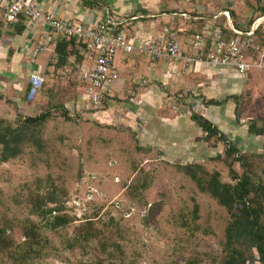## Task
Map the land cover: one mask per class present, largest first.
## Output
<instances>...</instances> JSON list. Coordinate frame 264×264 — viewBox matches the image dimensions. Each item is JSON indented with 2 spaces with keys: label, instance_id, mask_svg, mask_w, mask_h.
Masks as SVG:
<instances>
[{
  "label": "rangeland",
  "instance_id": "1",
  "mask_svg": "<svg viewBox=\"0 0 264 264\" xmlns=\"http://www.w3.org/2000/svg\"><path fill=\"white\" fill-rule=\"evenodd\" d=\"M140 1L107 2L124 12ZM181 5L186 17L181 32L174 30L182 38L198 25L192 12L215 13L221 21L228 9L239 27L260 17L264 30V0ZM10 29L0 22V96L6 100H0V119L14 125L59 107L68 115H48L36 129L35 144L0 162V264H220L229 213L201 182L216 172L220 182L233 184V176L245 173L263 187L264 202V133L247 131L250 122L264 119V68L240 77L194 63L181 71L176 61L129 54L119 90L97 111H82L75 109L83 90L73 58L58 70L51 67L38 94L26 99L27 73L14 75L7 64ZM14 108L20 112L13 118ZM192 113L225 140L216 133L206 137L190 120ZM228 143L238 158L226 155ZM190 171L202 178L199 185ZM49 207L59 211L44 214ZM55 214L67 222L51 228ZM87 220L93 236L67 248L66 240ZM248 253L246 264H260L253 249Z\"/></svg>",
  "mask_w": 264,
  "mask_h": 264
},
{
  "label": "built area",
  "instance_id": "2",
  "mask_svg": "<svg viewBox=\"0 0 264 264\" xmlns=\"http://www.w3.org/2000/svg\"><path fill=\"white\" fill-rule=\"evenodd\" d=\"M222 13L234 35L224 38L218 28L199 30L191 33L183 49L175 31L167 27H163L161 34L150 40L135 43L129 39L125 32L126 25L141 16L139 14L120 15L104 6L97 21L84 24L43 10L36 0H0L1 21L13 24L22 20L36 30L37 38L30 53L32 60L48 47L53 49L58 39L72 40L80 54L75 77L83 90L80 106L77 107L93 112L102 106V100L112 96L111 90L118 81L117 54H133L152 61H176L181 71L188 69L192 63L202 64L232 71L239 77L254 69L264 68V44L253 39V30L259 24L260 17L253 20L247 30L240 31L232 27L227 10ZM179 15L186 17L184 12ZM43 82L41 74H28L27 100L38 94Z\"/></svg>",
  "mask_w": 264,
  "mask_h": 264
},
{
  "label": "trees",
  "instance_id": "3",
  "mask_svg": "<svg viewBox=\"0 0 264 264\" xmlns=\"http://www.w3.org/2000/svg\"><path fill=\"white\" fill-rule=\"evenodd\" d=\"M228 12L232 27L245 31L249 28L239 27L234 23L231 16H234L231 11ZM231 13V14H230ZM214 14L209 15L210 17ZM192 16H203L202 14H194ZM223 18V19H222ZM221 21H217V16L213 19H196L197 23L201 25L203 22H209L212 28H218L224 38H228L234 33L228 26L226 18L223 16ZM254 20V19H253ZM262 23H259L253 30V39L259 44H264V30L261 29ZM21 26H18L16 31L20 32ZM171 29V28H169ZM191 32H194L192 29ZM55 67H60L67 63L69 55L73 54L74 64L80 62V54L76 51V47L72 40H65L60 38L56 41L54 46ZM105 101V100H104ZM102 100V104L104 103ZM47 111L39 112L33 116L22 117L21 120H16L14 125L0 119V162L7 161L8 159L17 157L23 146L26 143L35 144L37 141L36 129L45 120L48 115L67 116L62 107L58 109L48 108ZM17 115V113H16ZM204 133L206 137L212 134H217L222 140H225L223 134L219 132L209 121H206L201 115L192 113L189 116ZM247 131L254 134L264 133V119L261 120L259 125L250 122L247 125ZM234 146L231 143L226 144V155L232 158ZM191 178L199 185L202 178L196 175L193 171L189 172ZM234 183L228 184L220 182L217 179V173L212 172L207 177L203 178V189L216 198L217 202L224 206L229 213V220L223 230L222 241V257L220 264H246L248 252L251 249L256 254V261L264 264V225L262 224L261 217H264V202H262L263 187L252 183L249 176L245 173L239 176H233ZM49 201L53 202L51 199ZM59 211V207H49L45 209L44 214ZM67 220L63 215H53L49 221L51 228L57 225H63ZM80 229L76 231L71 238L66 240V247L72 248L73 246H81L83 242L88 241L95 231L92 223L89 220L80 225ZM85 264H103L102 260L87 261Z\"/></svg>",
  "mask_w": 264,
  "mask_h": 264
},
{
  "label": "crops",
  "instance_id": "4",
  "mask_svg": "<svg viewBox=\"0 0 264 264\" xmlns=\"http://www.w3.org/2000/svg\"><path fill=\"white\" fill-rule=\"evenodd\" d=\"M108 0H36L39 7H41L43 10L51 12L59 17H65L69 18L71 20L80 21L84 24H92L95 21H97L102 14V8L104 6L110 8V4L107 2ZM184 0H149L148 4L145 2V0L140 1L139 5L134 6V8L129 9L124 12H115V10H112L116 14H129V12L135 13L134 11H138L137 14L141 15L136 20H132L128 22L126 25V35L129 39H131L133 42H141L145 40L153 39L157 36H159L162 32L163 27L171 28L172 30H180L178 32H181V23H182V17L179 15L180 12H186L183 7H181ZM124 9H126L125 5L122 6ZM163 9V10H162ZM162 10V11H159ZM128 12V13H127ZM196 12V11H195ZM130 13V14H132ZM194 13L192 12L190 14V17H192ZM203 19H213V16H202ZM192 18L191 20H193ZM195 20V19H194ZM1 23H4L0 20ZM208 23V24H207ZM198 24V23H197ZM11 27L10 33L8 34L7 40V58H8V66L13 69L15 68V71H13L14 75L20 73V71L27 73L35 72L39 73L43 77V81L45 82L46 74L50 68L52 69H59L60 67H55V53L54 48L48 47L41 53L37 54L36 57L32 60L30 57V53L33 47V43L35 39L37 38V32L32 27L27 26L24 21L19 20L13 24H7ZM183 25V24H182ZM213 25V24H212ZM212 25L209 22H203L197 25V27L194 30V32H197L199 30L207 31V29H211ZM21 26L22 29L20 32L16 31L17 27ZM183 28V26H182ZM175 31V30H174ZM177 31H175L176 33ZM190 32L188 36H184L183 33H176V36L179 39H181V46L184 48L186 47L187 40L189 36L191 35ZM3 36H0V43H4V40L2 41ZM178 39V40H179ZM77 51V50H76ZM1 50H0V56H1ZM126 55L117 54L115 58V64L118 69V81L112 88V96L113 92H116L119 90L122 80L120 78V72L122 70L123 66V58H125ZM73 58V61L75 59L74 55L71 54L68 56L67 60H71ZM153 61H160V60H153ZM52 62V63H51ZM78 64L75 66L77 67ZM2 76V71L0 69V77ZM2 82V79H0V83ZM44 82L41 86V88L44 85ZM40 88V89H41ZM0 85V90H1ZM82 94V93H81ZM82 97V95H81ZM5 98L0 96V100H4ZM15 100H18L15 98ZM77 105L75 106V109L77 110ZM20 112L19 109H15L13 111V118L16 116V113Z\"/></svg>",
  "mask_w": 264,
  "mask_h": 264
}]
</instances>
